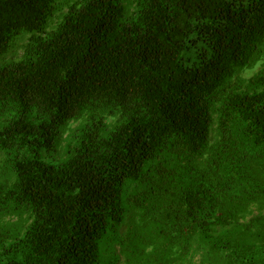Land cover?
<instances>
[{
  "label": "trees",
  "instance_id": "trees-1",
  "mask_svg": "<svg viewBox=\"0 0 264 264\" xmlns=\"http://www.w3.org/2000/svg\"><path fill=\"white\" fill-rule=\"evenodd\" d=\"M122 263L264 264V0H0V264Z\"/></svg>",
  "mask_w": 264,
  "mask_h": 264
},
{
  "label": "rangeland",
  "instance_id": "rangeland-1",
  "mask_svg": "<svg viewBox=\"0 0 264 264\" xmlns=\"http://www.w3.org/2000/svg\"><path fill=\"white\" fill-rule=\"evenodd\" d=\"M249 75H251L252 73H248ZM122 264H124V263H122Z\"/></svg>",
  "mask_w": 264,
  "mask_h": 264
}]
</instances>
